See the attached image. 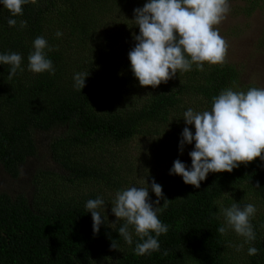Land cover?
Returning <instances> with one entry per match:
<instances>
[{
	"label": "trees",
	"instance_id": "trees-1",
	"mask_svg": "<svg viewBox=\"0 0 264 264\" xmlns=\"http://www.w3.org/2000/svg\"><path fill=\"white\" fill-rule=\"evenodd\" d=\"M258 1L252 0L253 7ZM108 3L37 0L35 5H23L22 16L12 17L0 2V54H21L23 68L8 79L10 66L0 64V166L8 175L16 177L26 160L35 156L34 130L59 127L62 134L50 143V153L68 174L66 179L98 178V163L89 161L102 158L89 156L85 160V155L103 154L109 143L131 139L146 122L169 121L171 114L179 113L185 96L199 99L204 110L210 111L214 96L226 88H236L239 72L227 63H205L203 71L193 65L191 71L177 72L165 86H148L141 99L136 87L129 94L124 87L126 80L93 78L91 69L84 64L68 73L62 63L61 46H56L54 36L47 35L54 26L53 20L65 26L64 40L72 48L74 44L86 47L90 27L96 25L93 14ZM57 4L65 6V10L57 11ZM9 18L17 20L15 27H9ZM21 20L27 21V27L20 29ZM40 36L51 49L46 58L53 62L54 74L28 70V44ZM123 66L127 68L125 61ZM79 72H89L81 91L74 88L73 80ZM37 172L47 180L48 172ZM105 182L119 185L118 180L107 175ZM159 185L163 196L170 200L158 213L168 232L157 238L161 251L144 256L134 253L139 237L132 235L133 244L128 245L119 236L123 221L111 226L105 218L99 233H93L92 216L85 207L88 200L97 198L93 194L65 201L43 195L38 188L41 205L34 198L29 202L23 193L15 197L0 193V264H99L100 258L109 254L116 255L114 264H229L224 235L217 231L223 225L219 207H230L233 202L243 206L249 193L259 198L263 209L252 223L256 239L251 244L259 249V254L249 256L246 264H264V247L259 237L264 229V161L257 158L230 173H209L199 189L186 185L179 175L167 176ZM163 203L161 199L160 206ZM164 250L168 251L167 256L162 255Z\"/></svg>",
	"mask_w": 264,
	"mask_h": 264
},
{
	"label": "clouds",
	"instance_id": "clouds-1",
	"mask_svg": "<svg viewBox=\"0 0 264 264\" xmlns=\"http://www.w3.org/2000/svg\"><path fill=\"white\" fill-rule=\"evenodd\" d=\"M12 17L23 15V5L37 4V0H0ZM230 11L228 0H147L142 8L134 9V22L139 27V35L133 33L136 41L128 53L131 71L142 87H158L174 78L177 72H188L193 65L203 71L204 64H223L228 44L219 34L215 25H219ZM9 27H15L17 20L9 18ZM20 29L27 27V21L19 22ZM56 36H62L60 31ZM28 56V70L33 73H55L53 62L46 58L48 48L44 37L33 41ZM51 50V49H49ZM22 56L11 52L0 54V64L10 66L8 79L16 75L21 68ZM89 72H79L73 77L74 88L82 90ZM186 125H194L195 133L184 127L179 142V151L194 143L188 154L191 167L177 159L173 162L170 175H179L186 185L199 189L209 173L232 172L241 164L247 165L255 159L264 161V88L252 87L245 91L232 88L222 90L212 98L211 110L203 112L188 108L183 114ZM147 187H129L118 190L111 204V212L117 218L115 225L123 221L118 229L128 245L133 244L129 227L139 237L134 253L137 256L160 252L158 237L168 232V226L158 218V213L167 207L170 201L163 196L162 186L153 180ZM158 198L152 202L149 190ZM164 199L163 206L160 200ZM93 220V233H99L100 226L106 222L98 209L105 211V201L98 197L85 204ZM224 225L217 231L221 235L233 230L243 237V243L235 245L237 252L244 244L255 241L256 233L251 223L257 209L248 203L241 206L233 202L230 207L221 210ZM102 216L104 219L102 220ZM153 233L155 235H153ZM112 247L115 244L112 242ZM259 254L256 247L248 248V255ZM163 256L168 251L162 252Z\"/></svg>",
	"mask_w": 264,
	"mask_h": 264
},
{
	"label": "rangeland",
	"instance_id": "rangeland-1",
	"mask_svg": "<svg viewBox=\"0 0 264 264\" xmlns=\"http://www.w3.org/2000/svg\"><path fill=\"white\" fill-rule=\"evenodd\" d=\"M109 3L104 9L95 11L93 16L96 25L90 27L89 38L86 47L72 48L68 41L65 26L54 21L53 28L47 31V35L54 36L56 46L62 52V63L68 73H72L76 66L84 64L91 69L90 76L95 78H108L110 80H126L124 87L131 94V89L136 87L141 99L147 92V87L138 86L136 78L131 71V64L128 53L134 48L136 41L133 33L139 35V27L134 22V9L142 8L147 0H107ZM230 11L226 19L214 27L219 30V34L228 44V52L224 63L234 66L239 72V81L236 83L234 91H247L252 87L264 88V0L258 1L253 7L252 0H228ZM59 12L65 10V6H59ZM60 31L62 36L57 37L56 32ZM28 50L34 51L33 42L28 44ZM45 53L49 52L46 48ZM123 61L127 68L123 66ZM106 63L109 64L106 67ZM95 66V68L93 66ZM89 76V77H90ZM90 77V78H91ZM165 86L161 83L160 86ZM130 100L132 99L129 97ZM202 102L192 96H185L179 113L171 114L169 121L165 123L146 122L142 124L134 133L131 139L109 143L103 154L85 155L102 159L89 161L90 164L97 162L99 166L98 178L87 176L74 177L68 180V174L56 164L50 153V143L62 134L59 127L48 131L34 130L33 141L36 146L35 156L28 158L21 166L19 174L12 177L5 173L0 166V193L15 197L23 193L28 198L35 199L41 204V196L37 195V189H41V194L54 196L56 199L69 200L72 198H83L90 194L100 197L105 201L106 208L98 209L105 215L111 226L116 222V217L111 212V204L118 190L129 187H147L153 180L160 183L170 175L173 162L181 160L185 165L191 167V157L189 152L193 150L194 143L184 146L183 154L179 151V142L184 127H189L195 133L194 125H186L183 114L188 108L194 111L203 112ZM182 108V109H181ZM141 129V130H140ZM103 156V157H102ZM88 163V162H87ZM112 167V171L109 168ZM37 171L48 172L47 180L37 175ZM46 175L47 173H42ZM105 175L118 180V187L111 182H105ZM36 193V196H35ZM150 200L154 202L155 193L149 190ZM255 205L257 211L251 219V223L257 220L262 212L263 204L259 198L249 193L247 203ZM42 205V204H41ZM219 207V217L224 225L222 209ZM122 222V221H119ZM117 222V223H119ZM116 223V224H117ZM115 224V225H116ZM134 235V230L130 231ZM259 237L264 247V229L259 232ZM243 243V237L238 236L233 230H229L224 235L225 253L229 264H246L249 259L248 248L252 244H244L242 251L237 252L235 245ZM115 254L103 256L99 264H114Z\"/></svg>",
	"mask_w": 264,
	"mask_h": 264
}]
</instances>
